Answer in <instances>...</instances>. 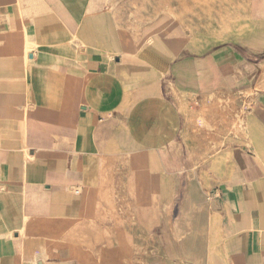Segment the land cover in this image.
Here are the masks:
<instances>
[{
    "label": "crops",
    "instance_id": "crops-1",
    "mask_svg": "<svg viewBox=\"0 0 264 264\" xmlns=\"http://www.w3.org/2000/svg\"><path fill=\"white\" fill-rule=\"evenodd\" d=\"M207 8L0 0V264H264L261 39Z\"/></svg>",
    "mask_w": 264,
    "mask_h": 264
},
{
    "label": "rangeland",
    "instance_id": "rangeland-1",
    "mask_svg": "<svg viewBox=\"0 0 264 264\" xmlns=\"http://www.w3.org/2000/svg\"><path fill=\"white\" fill-rule=\"evenodd\" d=\"M208 19V28L210 36V45L222 46L233 44L234 38H241L242 44L248 38V34L258 37L259 45L256 49V58L251 60L258 66L257 79L264 85V0H208L207 10H203ZM206 13V14H205ZM256 23H254V18ZM240 36V37H239ZM243 106L242 113H244ZM219 110V125L224 129L226 137L229 134H237L243 130V121L236 116L233 121L229 117L231 105L229 102L220 101L218 105L213 106ZM198 128L205 127L211 129L204 121L197 123ZM183 205V195L178 192L177 197L173 200L175 206L176 219L179 210ZM171 217V223L176 224L177 220ZM152 235V234H151Z\"/></svg>",
    "mask_w": 264,
    "mask_h": 264
},
{
    "label": "bare ground",
    "instance_id": "bare-ground-1",
    "mask_svg": "<svg viewBox=\"0 0 264 264\" xmlns=\"http://www.w3.org/2000/svg\"><path fill=\"white\" fill-rule=\"evenodd\" d=\"M59 240V239H58ZM62 241V240H61Z\"/></svg>",
    "mask_w": 264,
    "mask_h": 264
}]
</instances>
